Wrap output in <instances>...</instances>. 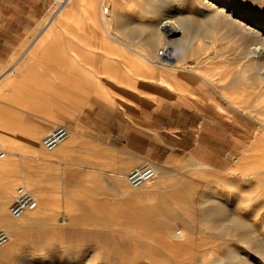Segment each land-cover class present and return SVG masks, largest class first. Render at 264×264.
<instances>
[{
    "label": "rangeland",
    "instance_id": "obj_1",
    "mask_svg": "<svg viewBox=\"0 0 264 264\" xmlns=\"http://www.w3.org/2000/svg\"><path fill=\"white\" fill-rule=\"evenodd\" d=\"M61 1L0 0V33L20 34L18 42L0 41L3 57L15 48L0 67V104L21 85L51 81L42 64L20 62L48 19L73 0L57 13ZM89 1L96 14L88 17L107 29L108 66L93 63L70 76L99 97H76L70 112L49 115L56 118L52 129L69 131L53 151L41 144L52 129L35 140L36 152L28 140L22 147L0 140V186H10V198L0 202V229L10 241L0 249H9L11 264H264V82L250 79L248 54L252 29L264 36L256 23L264 25V0H176L166 17L192 28L182 39L159 29L157 13L170 0H121L117 8L112 0ZM204 1L228 6L218 12ZM199 25L204 34L194 31ZM123 27L138 33L132 43L144 56L109 38ZM146 39L158 41L148 47ZM85 43L100 51L98 40ZM163 49L170 62L157 61ZM71 137L73 145L57 153ZM143 164L156 176L133 188L126 174ZM18 186L38 200L25 215L52 213L46 222L8 217ZM40 194L50 201L47 210ZM235 218L256 241L242 240L246 229ZM11 223L20 228L16 234Z\"/></svg>",
    "mask_w": 264,
    "mask_h": 264
},
{
    "label": "crops",
    "instance_id": "obj_2",
    "mask_svg": "<svg viewBox=\"0 0 264 264\" xmlns=\"http://www.w3.org/2000/svg\"><path fill=\"white\" fill-rule=\"evenodd\" d=\"M67 1L68 0L61 1L58 4L57 13L60 12V8L63 7L65 3L67 4ZM97 1L98 4L101 5L108 0H94L95 3ZM120 1L121 0H112V3L117 8ZM90 2L89 0H73L68 10L62 16L50 17L45 23L46 26L43 32L36 35L39 36V39L41 37H43L42 39L46 38V41L41 47L32 49L25 54L28 59L20 62H23L21 67H29L31 69L34 67V63L42 64L43 67H45L44 71L52 73L51 81H42L40 85L36 83H34V85L28 83L27 85H21L18 90L10 93L9 104H0V140L2 139L11 145L20 144V147H22V143L25 142V140L26 142L28 140V146L31 145V151L34 149V152H36L38 149L35 148V140L42 133L53 128L51 119L54 120L56 118L51 117L49 120V115L61 112L66 114L70 112L71 108L67 109V106L77 103V98H80V103H83V100L88 96L91 98L99 97L96 96L92 90V85L78 84L74 76H70L71 73L90 71L89 67L92 66L93 63H97L98 68L104 70L108 66L107 29L103 25L101 19L98 18L99 22H92L91 18L88 17V14H91V12L93 15L96 14L94 7L89 9ZM2 36H10V39H4ZM19 36V33H0V41L11 40L13 42H18L20 40ZM137 36V32H131L129 28L123 27L118 37L114 36V38L109 36V38L115 44L122 46L125 50L135 52L133 54L144 56L143 53L139 50L137 51V48L133 46L132 41H134ZM93 39L98 40L100 43L99 52L93 53L92 49L86 47L85 42ZM147 41L149 40L146 39V42ZM47 46H50V48ZM14 49L15 48L10 49V54L4 55L5 58L3 55H0V67L13 55V51L15 52ZM120 51L119 48H115L116 54ZM93 57L95 59H92ZM41 89L42 91H40ZM61 105L66 106V108L61 109ZM70 127L72 128V126ZM75 135L79 134L74 131L73 136ZM73 142L74 139L72 137L69 138L67 142L60 147V150H57V153L70 148ZM35 159L38 161L45 160L39 157ZM2 191H4V189L1 185L0 202L4 203L10 198V191L7 195L8 197L6 193ZM4 216L5 213H3V210L0 208V224L5 223L4 219H6V217ZM8 251V248L0 249V264H11L10 255H6Z\"/></svg>",
    "mask_w": 264,
    "mask_h": 264
},
{
    "label": "bare ground",
    "instance_id": "obj_3",
    "mask_svg": "<svg viewBox=\"0 0 264 264\" xmlns=\"http://www.w3.org/2000/svg\"><path fill=\"white\" fill-rule=\"evenodd\" d=\"M69 1V0H68ZM67 1V2H68ZM174 1H176V0H170L168 3H166V4H164L163 5V7L160 9V11H159V13H157V16L158 17H161L162 16V20H161V22H160V26H159V29H160V31L162 32V34L166 37V36H172V35H174V34H176L177 32L178 33H180V35H179V37H177L178 39L179 38H181V36L183 35V33L184 34H187L186 32H188V31H192V28H189V27H186V25H185V22H183L182 20H178V19H173L172 17H166L167 15H166V13H167V11H168V9L172 6V8H173V2ZM215 2H217V0H214ZM214 1H211V2H209V1H204V2H206L207 3V5L210 7V8H216V10L218 11V12H222V11H224L225 9V7H227L228 6V3L226 2V1H222V2H220V4H222V7H220V6H218L216 3H214ZM217 5V6H216ZM230 5V4H229ZM208 7V8H209ZM230 8V7H229ZM104 9H106V8H104ZM104 9H103V11H104ZM107 12V9H106V11H104V13H106ZM127 13H129V11L127 12ZM168 14V13H167ZM210 17H213V15L211 14L210 15ZM238 17H239V19H245V15H243V14H238ZM178 18V17H177ZM255 23V22H254ZM257 24H258V26L259 27H264V25L262 24V23H260V22H256ZM249 27V26H248ZM194 31H196V32H198L199 34L200 33H203V29H202V27H200V25L199 26H196L195 27V30ZM189 33V32H188ZM251 33H253L254 35H255V41H253L252 43H251V45H250V49H249V51H248V54H249V56H250V58H251V61H252V67H251V69H250V79L252 80V81H254V82H257V81H262V82H264V36H262L261 35V32H258L257 30L256 31H254L253 29H252V31H251ZM204 34V33H203ZM252 35V34H251ZM253 36V35H252ZM154 39V38H153ZM182 39V38H181ZM40 40H42L41 41V43H39L38 45H36L38 42H40ZM46 41V38H44V39H39V37H37L30 45H29V48H28V50H30V49H33V47H35V48H38L39 46H41L44 42ZM158 41V40H157ZM157 41H155V40H153L152 41V39L151 40H149V41H147L146 42V44L149 46V45H154L155 44V42H156V44H157ZM154 43V44H153ZM130 48V47H129ZM164 51H165V53H166V57L164 58V59H162L163 61H166V62H170L173 58H172V53H170V51H168V50H165V49H163ZM161 60V57L159 56V54H158V59H157V61H160ZM174 63V62H173ZM115 71V73H117V74H115L114 75V79L115 80H117L118 79V77H119V75H118V72L116 71V70H114ZM260 124V123H259ZM261 126L264 128V123H262L261 124ZM262 127H261V129H262ZM260 132V131H259ZM58 150H60V148L58 149ZM7 163V162H6ZM0 164H2V162L0 163ZM4 164V163H3ZM1 177V176H0ZM6 178V177H5ZM4 178V179H5ZM7 179V178H6ZM5 179V180H6ZM2 181H0V183H1ZM6 182V181H5ZM7 183V182H6ZM8 184V183H7ZM2 185V188L4 189V191H2V192H4V193H6V196L9 194V191H10V189H9V186L8 185H6V184H1ZM1 187V186H0ZM32 187V186H31ZM37 189V188H36ZM35 189V190H36ZM35 192H37V194H38V191H35ZM43 194H40L39 196H41V206H42V208L44 209V210H47L48 209V206H49V203L48 202H50V201H47L43 196H42ZM8 197V196H7ZM37 200V199H36ZM55 207V206H54ZM56 208V207H55ZM49 211V210H48ZM50 213V212H49ZM48 212H41V213H39L38 215H35V216H33L32 217V219L30 220V218L31 217H29L28 215H25V216H23V218L25 219V220H27V222H29L28 220H30V222H35V223H42V222H46L47 221V219L50 217V215L52 214H49ZM9 214V213H8ZM220 214V213H219ZM225 214H227L226 212H223L222 213V215H225ZM10 216V214L8 215V217ZM10 219L12 218L11 216L9 217ZM12 219H14V218H12ZM21 219V218H20ZM50 220V219H49ZM234 222L237 224V223H240V224H242L240 221H239V218H235V220H234ZM240 228V227H239ZM248 227L247 226H245V225H243L242 224V228H240V229H246V230H244V231H242V233H239L240 235H241V238H242V240H244V241H256L257 239H255V237H253L251 234H249L248 233V229H247ZM57 229V228H56ZM11 231H13V233H17L18 231H20V228H18L17 227V225L15 224V223H11ZM50 232H52V230L50 231ZM49 232V233H50ZM259 232V231H258ZM261 232H262V230H261ZM39 233V232H38ZM44 232H41V234H43ZM46 233V232H45ZM47 233H48V231H47ZM247 233L249 234V236H247ZM260 235V234H259ZM258 235V236H259ZM264 235V234H263ZM262 236V235H261ZM43 237V236H42ZM46 237V236H45ZM45 237H43V238H45ZM39 238V237H38ZM38 238H35V239H37L38 240ZM240 238V239H241ZM260 238V237H259ZM261 239H262V237H261ZM263 241V240H262ZM37 242V241H36ZM257 243H255V245H256ZM262 246V245H261ZM258 247H260L259 245H257V248ZM254 248H255V246H254ZM262 249H264V248H262ZM260 251H263V250H260ZM264 252V251H263ZM236 256V255H235ZM9 257H11V255L9 256ZM57 264H59V262L57 263Z\"/></svg>",
    "mask_w": 264,
    "mask_h": 264
},
{
    "label": "built area",
    "instance_id": "obj_4",
    "mask_svg": "<svg viewBox=\"0 0 264 264\" xmlns=\"http://www.w3.org/2000/svg\"><path fill=\"white\" fill-rule=\"evenodd\" d=\"M106 11V9H104ZM161 58H165L164 50L158 52ZM69 137V131L64 126H58L50 130L41 140L42 148L45 151H53L60 146ZM6 152L0 144V160L4 159ZM156 176L154 168L149 164H143L135 167L126 174L128 184L133 187H139L144 183L154 179ZM38 208L36 197L23 186L15 189L14 198L9 206V214L14 219H19L28 212ZM10 241L9 233L0 229V248Z\"/></svg>",
    "mask_w": 264,
    "mask_h": 264
}]
</instances>
